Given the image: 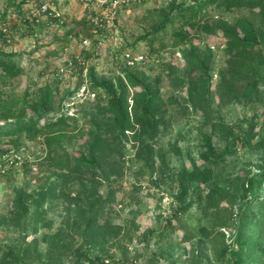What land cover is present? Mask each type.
Instances as JSON below:
<instances>
[{
    "label": "rangeland",
    "instance_id": "obj_1",
    "mask_svg": "<svg viewBox=\"0 0 264 264\" xmlns=\"http://www.w3.org/2000/svg\"><path fill=\"white\" fill-rule=\"evenodd\" d=\"M105 1L113 0H27L17 9L8 8L9 0H0V29L4 24L7 27L6 34L0 31V52L16 53L14 59L22 69L19 77L2 86V97L12 108L16 100L34 102L41 89L51 87L57 109L40 118L39 125L61 116L73 118L69 119L72 139L65 148L74 157L88 156L92 131L95 125L101 126L108 103L106 91L91 89L89 69H95L99 80L116 84L128 68L124 52L144 54L148 62L137 71L144 74L147 85L158 84L162 100L159 134L151 142L155 161L151 167L137 157L140 140L132 132L119 136L113 130L105 136L111 146L98 157L96 173L81 170L64 177L66 172L49 160L42 138L30 140L16 120L0 121V153L16 150L26 160L31 158L0 175V244L26 247L22 264H74L78 248L90 256H103L110 264H220L221 252L235 244L241 228L239 199L230 187L256 173L263 156L259 142L264 139V68L259 93L249 97L244 85L231 93L221 79L228 67L227 40L221 32L208 35L190 27L184 31L190 33L191 42L176 47L172 32L180 26L177 22L153 36L159 10L197 0H129L115 15L102 4ZM44 4L56 9L60 19L39 15ZM258 12L210 6L200 21L214 25L224 19L233 24L239 17H247L260 26ZM94 18L103 19V26L94 25ZM80 20L88 24L90 37L68 33ZM262 43L264 51V40ZM191 46L213 56L208 83L184 59L182 51ZM196 81L198 91L191 95L190 84ZM85 84L95 96H81ZM133 94L130 90V106ZM31 116L29 112L25 121ZM251 124L256 127L253 143H239L233 154L212 164V181L201 184L199 192L192 189L189 199L193 203L183 210L176 199L178 177L185 168L205 164V136L212 135L221 152L227 142L219 134L232 130L239 136ZM217 186L218 193H212ZM47 187L54 191L37 212V193ZM19 191L30 197L26 203L29 214L18 220L14 202ZM78 195L84 202L91 195L105 202L99 219L104 231L95 245L86 242L82 231L88 215L101 206L80 210L73 201Z\"/></svg>",
    "mask_w": 264,
    "mask_h": 264
},
{
    "label": "trees",
    "instance_id": "obj_2",
    "mask_svg": "<svg viewBox=\"0 0 264 264\" xmlns=\"http://www.w3.org/2000/svg\"><path fill=\"white\" fill-rule=\"evenodd\" d=\"M16 1L9 0L8 8L21 9L27 0H20L18 3ZM210 6H216L219 10L224 11L241 8L250 11L258 9L260 26L247 17H239L233 24L224 19L214 25L202 23L200 18ZM5 16L6 14L3 18ZM156 16L157 19L152 29L153 36L165 31L170 25L174 26L177 22L180 24L172 32L173 44L176 47L191 42L190 33L184 31L187 28L194 27L195 31L204 32L208 35H217L218 32H221V35L227 40L225 53L228 56L226 72H221L222 82L226 81L227 90L231 93L237 92L241 85L245 86L249 97L259 93L260 72L261 68H264L262 47L264 40V0H197L188 4L182 2L178 5L172 3L168 8L159 10ZM87 25L85 20L76 21L75 26H71L68 33L76 36L82 33L86 37H90V29ZM182 53L184 59L193 69L203 73L204 82L208 83L211 79L210 63L213 60L211 52L200 53L199 50L191 46V48L183 50ZM17 56L16 53L0 52V121L16 120L20 124L19 129L27 131L30 140L42 138L44 146L48 150L49 160L53 162L54 166L66 172L64 177L81 170H92L96 173L100 168L98 157L104 154L108 146H111L105 136L113 130H116L119 136L125 135L126 131L132 132L140 140L137 157L152 167L157 154L151 142L158 137L162 122V118L159 116L162 110V100L157 83L155 86L147 85L143 73L137 69L127 68L123 72V77L119 78L116 84H113L99 80L96 77L95 69L91 67L88 71L91 89L93 91H106L108 103L101 126L95 125V130L92 131L94 137L91 136L89 139V155L82 154L74 157L65 148V143L72 139L69 119L73 118L61 116L42 126L39 125L40 118L57 109L54 90L51 87L46 86L41 89L34 102L29 103L27 98H22L16 100L12 108H8L6 100L2 97V86L19 77L22 73V69L14 59ZM226 75H228L227 80ZM198 87L197 81L191 82V95L198 91ZM130 90L134 91L132 106L129 104ZM29 112L32 113V116L28 121H25ZM218 136L227 142L221 152L214 145L212 135H206L205 164L202 166L194 165L191 170L185 168L179 174V192L176 199L181 203L183 210L188 209L193 203L189 199L192 189L199 192L201 184L212 181L214 170L211 165H218L227 155L233 154L239 143L243 146L252 144L256 137V127L251 124L239 136L235 135L232 130ZM259 146L263 148V156L257 172L230 187L239 199L240 216L238 221L241 228L236 236L235 244L226 247L221 252L220 264H264V244L260 241L261 239L264 240V195L262 194L264 188V139L259 142ZM101 176L104 175L101 174ZM61 177L59 175L57 178L60 179ZM195 184H198L197 188L193 187ZM212 190V193L217 194L218 186L217 188L213 187ZM53 191V188L47 187L37 193V199L34 201L35 211L39 212ZM29 197L23 191H19L15 197L14 214L18 220L26 218L29 214V206L26 204ZM199 197L201 200V193ZM212 197L209 195V198ZM73 201L80 210H93L96 204L101 206L88 215L82 231L86 242L95 245L98 237L104 231L103 226L99 225V219L100 210L103 209L102 205L105 202L102 201L101 197L96 198L93 195L85 202L80 195L73 198ZM246 228L252 230L247 231ZM117 229L120 228L115 227L116 231ZM45 240L49 241L50 237L46 236ZM27 253L26 247L18 249L16 246H2L0 244V264H22ZM74 255V264H110V262H106L109 260L103 256H90L82 248H78Z\"/></svg>",
    "mask_w": 264,
    "mask_h": 264
},
{
    "label": "built area",
    "instance_id": "obj_3",
    "mask_svg": "<svg viewBox=\"0 0 264 264\" xmlns=\"http://www.w3.org/2000/svg\"><path fill=\"white\" fill-rule=\"evenodd\" d=\"M90 1V0H88ZM129 0H113L111 2L105 1L102 2L103 5H108V8L112 9L113 14L115 15L118 11V7L120 5L127 3ZM38 14H45L46 16H51L52 18H59L61 17L60 13L56 11V9L52 8L48 4H44L43 6H40ZM38 14H35L37 16ZM39 21V20H37ZM104 22L103 19L94 18L92 19V23L96 26H103L102 23ZM6 24L0 29L1 32L4 34L7 33V27H5ZM94 33H97L98 30H93ZM87 43V40L84 41ZM212 49H214L213 46H211ZM124 62L126 63V66L131 69H138L142 68L146 63L148 62L147 57L144 54H135L132 51H125L123 54ZM81 96L85 95H92L95 96L94 92H91L89 89V86L87 84L83 85L81 88ZM26 158L16 150H9L6 152L0 153V175L7 174L12 169H17L24 165L26 161H30V156ZM33 170H37L35 166L32 167ZM109 263V261H106Z\"/></svg>",
    "mask_w": 264,
    "mask_h": 264
}]
</instances>
